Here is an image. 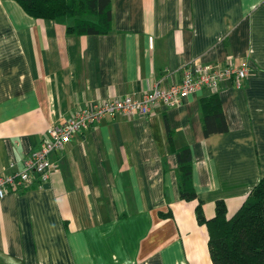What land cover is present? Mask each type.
<instances>
[{
    "label": "crops",
    "instance_id": "1",
    "mask_svg": "<svg viewBox=\"0 0 264 264\" xmlns=\"http://www.w3.org/2000/svg\"><path fill=\"white\" fill-rule=\"evenodd\" d=\"M69 22L0 0L2 174L23 170L47 129L91 102L139 97L194 65L247 61L250 72L238 87L222 81L78 131L50 153L45 181L32 172L31 187H6L0 264H212L166 128L191 150L205 217L217 200L233 215L264 176V0H111L107 34L69 35ZM213 93L228 129L205 137L200 99Z\"/></svg>",
    "mask_w": 264,
    "mask_h": 264
},
{
    "label": "trees",
    "instance_id": "2",
    "mask_svg": "<svg viewBox=\"0 0 264 264\" xmlns=\"http://www.w3.org/2000/svg\"><path fill=\"white\" fill-rule=\"evenodd\" d=\"M14 1L34 18L70 19L65 29L69 35H105L111 30V0ZM200 114L205 137L227 131V122L217 93L200 99ZM166 134L169 147L178 162L179 197L186 201H197L195 217L199 224L207 228L212 264H264V176L233 215L228 216L225 202L217 200L213 216L206 218L203 202L193 186L191 150L188 146L176 147L168 128ZM171 215V211L159 213L161 217Z\"/></svg>",
    "mask_w": 264,
    "mask_h": 264
},
{
    "label": "built area",
    "instance_id": "3",
    "mask_svg": "<svg viewBox=\"0 0 264 264\" xmlns=\"http://www.w3.org/2000/svg\"><path fill=\"white\" fill-rule=\"evenodd\" d=\"M249 72L250 67L247 61H242L239 66L194 65L184 69L180 81H175L165 87L154 85L139 97L126 95L104 99L76 109L65 122L47 129L45 141L38 150L33 151L27 157L23 170L12 174L0 173V200L5 196L6 187L29 186L32 182V172L36 173L39 181H45L53 166L49 159L50 153L69 142L81 129L98 123L105 115L137 113L146 116L157 105L177 106L184 96L204 87L216 89L222 81H231L238 87L248 77Z\"/></svg>",
    "mask_w": 264,
    "mask_h": 264
}]
</instances>
